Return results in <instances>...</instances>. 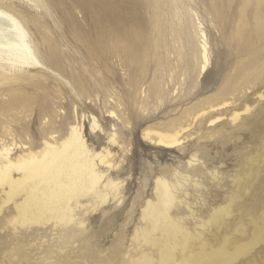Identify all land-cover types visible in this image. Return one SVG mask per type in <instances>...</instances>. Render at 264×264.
<instances>
[{
	"label": "rangeland",
	"instance_id": "374dc122",
	"mask_svg": "<svg viewBox=\"0 0 264 264\" xmlns=\"http://www.w3.org/2000/svg\"><path fill=\"white\" fill-rule=\"evenodd\" d=\"M40 1L0 0L47 62L45 68L18 71L19 83L0 74V150L16 152L30 144L40 149L52 133L59 137L82 126L91 148L112 151L115 167L102 169L116 173L120 194L102 204L90 193L68 225L21 224L19 204L14 210L4 206L5 185L0 264H130L144 253L159 264L157 250L142 241L149 232V207L169 213L195 236L216 210L230 204L236 180L253 166L264 167L247 164L264 141V0ZM105 6H126L121 17L145 30L138 53L145 73L139 58L132 62L124 54L107 53L103 62L84 57L74 35L92 34ZM22 94L40 99L7 109ZM181 125L182 143L176 147L145 135ZM259 179L264 180V168ZM159 182L174 196L170 207L156 193ZM242 209H233L231 231ZM231 264H264V241Z\"/></svg>",
	"mask_w": 264,
	"mask_h": 264
},
{
	"label": "bare ground",
	"instance_id": "6f19581e",
	"mask_svg": "<svg viewBox=\"0 0 264 264\" xmlns=\"http://www.w3.org/2000/svg\"><path fill=\"white\" fill-rule=\"evenodd\" d=\"M124 9L126 6H105L102 9L103 15L95 21L93 33L78 30L74 37L83 44L85 58L91 57L103 62L107 53L124 54L132 62H137L139 58L140 73L143 74L145 63L143 57H138V53L141 50L140 43L145 39V30L132 20L121 17ZM204 57L207 60L206 54ZM46 63L38 56L19 17L0 3V74H4L7 81L19 83L23 78L15 76L19 74L18 71L31 67L45 68ZM74 81L78 86H83L77 77ZM81 91L86 94L84 90ZM39 99L26 94L15 96L11 98L7 109L36 103ZM130 102L129 106L132 105ZM237 118L238 115L234 119ZM96 126L97 122L94 121L93 128ZM166 130L167 133L150 130L145 135L166 147H176L182 143V125L178 130L171 126H167ZM53 134L48 142L42 143L40 149H37L39 144H30L22 145L16 152L14 147L0 150V188L5 185L9 188L4 206L12 204L14 210L19 204L20 219L17 220L21 224H44L53 220L57 224L68 225L73 221V213L80 201L87 199L90 193L96 192L102 204L115 200L120 194V185L113 180L116 173L106 174L102 169L103 166L111 169L115 167L110 159V149L96 151L91 148L82 126L69 127L67 133H61L59 137ZM111 140L114 143V138ZM247 164L264 165V141L260 150L248 158ZM263 168L253 166L247 169L236 180L237 190L230 204L216 210L202 226L203 231L195 236L169 213L153 211L149 207V232L143 236L142 241L157 250L159 264H231L250 252L259 241H264V180L259 179ZM99 186L104 193L98 190ZM26 193L28 196L19 203ZM156 193L164 196L162 205H172L174 196L170 192L166 193L163 182L158 183ZM237 205H243V209L239 213L235 230L231 231L229 226L234 222L230 215ZM205 232H208L210 238ZM181 242L182 258L178 262L176 250ZM130 264L155 262L151 255L144 253L138 259L131 260Z\"/></svg>",
	"mask_w": 264,
	"mask_h": 264
}]
</instances>
